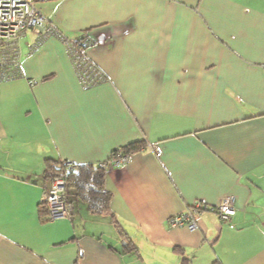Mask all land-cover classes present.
<instances>
[{"label":"crops","instance_id":"0c3cea01","mask_svg":"<svg viewBox=\"0 0 264 264\" xmlns=\"http://www.w3.org/2000/svg\"><path fill=\"white\" fill-rule=\"evenodd\" d=\"M37 8L64 36L88 37L105 80L81 85L55 37L20 39L17 76L0 79V264H264V0ZM48 159L102 166L109 209L91 213L65 189L70 217L39 214ZM223 196L226 221L167 222Z\"/></svg>","mask_w":264,"mask_h":264},{"label":"built area","instance_id":"2783aa9c","mask_svg":"<svg viewBox=\"0 0 264 264\" xmlns=\"http://www.w3.org/2000/svg\"><path fill=\"white\" fill-rule=\"evenodd\" d=\"M41 0H0V79L17 76L21 65L19 41L28 31L36 32V43L40 44L47 37H55L64 46L65 52L81 85L88 87L105 80L103 70L86 55L89 45L88 37L82 35L68 38L55 29L37 8ZM156 149V148H155ZM128 155L117 151L111 159L114 166H119ZM65 181L62 177L49 179L43 186L42 204L47 211L48 219L71 216V207L65 195ZM211 211L222 221L235 213L231 196H223L215 205L197 202L185 211L168 219L170 226L197 227V216L200 212Z\"/></svg>","mask_w":264,"mask_h":264},{"label":"trees","instance_id":"16d2710c","mask_svg":"<svg viewBox=\"0 0 264 264\" xmlns=\"http://www.w3.org/2000/svg\"><path fill=\"white\" fill-rule=\"evenodd\" d=\"M138 144L131 143L120 149L122 153H130L136 149ZM116 153V151H115ZM114 153V154H115ZM43 177L49 180L54 177H62L65 186L72 189L75 198L84 201L91 213H103L109 209L111 194L104 186L105 169L100 165L79 164L72 165L65 161H46ZM46 208L41 204L39 214H46ZM130 242L125 243V249L135 250L130 246Z\"/></svg>","mask_w":264,"mask_h":264},{"label":"rangeland","instance_id":"374dc122","mask_svg":"<svg viewBox=\"0 0 264 264\" xmlns=\"http://www.w3.org/2000/svg\"><path fill=\"white\" fill-rule=\"evenodd\" d=\"M66 192L68 193V196L70 197V198H72L71 196H70V193L72 192V189L70 188V187H66ZM72 200L74 201V204L77 202V200H75L74 198H72Z\"/></svg>","mask_w":264,"mask_h":264}]
</instances>
